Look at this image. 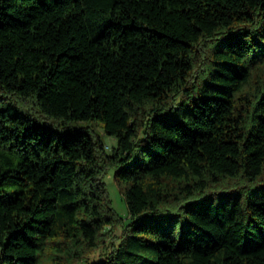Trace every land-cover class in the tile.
Here are the masks:
<instances>
[{
  "label": "trees",
  "instance_id": "trees-1",
  "mask_svg": "<svg viewBox=\"0 0 264 264\" xmlns=\"http://www.w3.org/2000/svg\"><path fill=\"white\" fill-rule=\"evenodd\" d=\"M99 249L264 264V0H0V264Z\"/></svg>",
  "mask_w": 264,
  "mask_h": 264
},
{
  "label": "rangeland",
  "instance_id": "rangeland-1",
  "mask_svg": "<svg viewBox=\"0 0 264 264\" xmlns=\"http://www.w3.org/2000/svg\"><path fill=\"white\" fill-rule=\"evenodd\" d=\"M73 125L75 128H77L78 126H85L89 124L87 122H78V123H73ZM91 126L97 133H99L102 136L107 152H111L113 146L116 145V139L112 136L105 134L103 128L99 124H92ZM104 182L106 185L108 196L111 200L112 207L124 222L129 221L126 199L123 193L121 192V189L115 179L113 168H110L109 171H107L106 174L104 175ZM103 252H105L104 249H99L93 252L92 254H90L89 257L86 259V261H82L78 264H87V262L97 263L104 257ZM46 259L47 260L43 261L44 264H57L53 260H50L51 259L50 257L49 259L48 258ZM64 264H68V263H64Z\"/></svg>",
  "mask_w": 264,
  "mask_h": 264
}]
</instances>
